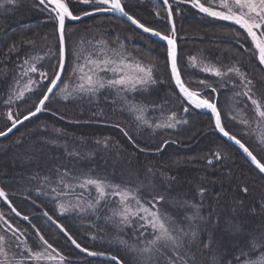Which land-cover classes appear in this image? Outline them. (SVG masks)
<instances>
[{"label": "trees", "instance_id": "obj_1", "mask_svg": "<svg viewBox=\"0 0 264 264\" xmlns=\"http://www.w3.org/2000/svg\"><path fill=\"white\" fill-rule=\"evenodd\" d=\"M68 2L74 15L91 11V6L79 0ZM123 2L126 11L140 22L170 34L172 25L167 19L166 7L160 0ZM169 3L173 8L179 46V70L190 88L196 89L195 82L199 80H206L218 89L221 84L211 74L188 65V55L194 56L193 50L197 48L198 51L210 53L213 58H224L228 62L238 60L242 70L254 81L255 94L264 97V65L259 63L255 55L249 54L253 45L246 40L237 43L235 37L227 35L231 30L235 32L239 26L209 17L201 19L198 13L195 16L189 14L192 10L189 5L177 4L176 0H169ZM193 20L200 21L199 25H192ZM65 33L67 67L56 93L66 83L69 84L75 63L72 52L82 41L87 43L106 38L114 43L124 40L132 52L143 61L155 63L156 68L160 67V72H163V75L157 73V83L147 96L148 104L155 106L152 115H156V111L165 116L175 112L177 119L187 123H180L175 129H140L127 114L115 112L114 102L108 100L106 95H101L100 101L92 104L85 96L64 100L53 95L46 109L36 118L0 140V188L5 190L10 204L22 215L19 217L12 212L18 221L29 228L31 233L27 234L28 238L35 243L38 241L32 227L36 225L45 239L66 257L67 264H113L77 249L57 225L44 216L46 211L67 229L81 248L115 256L124 264L138 263L136 255L125 245L101 241L102 235L96 227L98 220L95 216L78 213L59 215L56 201L47 189V183L53 182L45 181L44 177L53 181L58 169L68 168L73 174L75 170H91L98 175L106 173L112 180L118 178L119 182L132 187L142 184V189L147 190L145 199L149 201L154 196L163 195L165 200L158 207L171 213L180 225L185 228L192 226L197 232L196 243L188 253L189 256H195V264H227L230 260L238 264L234 257L239 256L242 250L248 256L241 257L240 264L249 257H259L264 249L253 250L252 244L254 241L264 243V176L238 148L220 136L215 129L214 118L209 113L203 110L183 111V98L170 73L167 45L142 34L112 13L79 21L66 20ZM133 37H142V40L134 41ZM13 45L15 49H12ZM51 45H54V55L46 68L49 74L59 58L57 24L38 0H18L15 6L0 11V132L11 127V121L7 119L9 108L14 118L22 119L29 111H34L43 92L47 90L39 88L32 94L33 98L5 104L15 80L19 78L23 60ZM234 91L229 86L219 89L217 93L207 90L205 95L209 99H216L226 129L264 163V145L257 138L238 130L227 118L230 94ZM31 101H35L33 106L29 104ZM245 109L250 119H255L252 105L248 104ZM117 124L119 127H116ZM125 132L132 137V141L125 136ZM48 139L55 140L53 143L57 145L56 148L48 143ZM98 140L101 142L97 143ZM164 140L169 143L162 145ZM75 147L78 148L77 152H73ZM158 148L163 150L158 151ZM30 149L33 151L29 152ZM89 149L98 151L90 153ZM217 151L222 154L219 160L213 155ZM71 152L79 153V156L70 155ZM209 159H212V164L208 163ZM201 187L206 189L203 198L199 194ZM245 187L247 193L242 191ZM0 201V209L5 205L11 211L8 202L3 198ZM188 202L201 205L200 219L186 218L193 212ZM23 216H28L29 220L25 221ZM44 221L52 225L53 232ZM209 242L210 246L205 248L204 245Z\"/></svg>", "mask_w": 264, "mask_h": 264}, {"label": "snow or ice", "instance_id": "obj_2", "mask_svg": "<svg viewBox=\"0 0 264 264\" xmlns=\"http://www.w3.org/2000/svg\"><path fill=\"white\" fill-rule=\"evenodd\" d=\"M17 2L18 0H0V7L15 5ZM38 2L44 6L57 24L59 58L51 74L47 70L38 67L44 57L37 55L23 60L21 71L18 74L19 78L15 80L14 86L10 90L9 99L5 101V104L10 105L14 101H22L26 98V94H32L39 88L47 89L43 92L39 103L35 105L34 111H29L23 117L24 121L45 110L51 95H60L62 99L67 100L74 93L96 95L101 90L107 89L116 92L126 110L134 115L138 126L146 125L153 129L175 128L178 123H187V121L177 120L175 112L168 115L166 120L155 123L146 118L147 106L134 99L129 100L128 97L146 91L150 86L157 83L155 63H146L129 52L123 44L112 47L104 39L88 41L87 46H85V42H81L80 47L72 52L76 62L73 64L70 74V77L78 83L71 91L67 84L60 89L59 93L54 91L62 81L65 70L67 55L66 20L79 21L84 16H91L100 12L119 13L121 16L126 17L128 21H131L133 25L142 29L144 33L156 36L167 43L170 73L178 93L183 98V111L187 113L190 110H206L214 118L215 129L239 146L259 172L264 174V163L240 139L225 129L216 99H209L205 92L211 90L212 93H217L219 89L231 86L235 90L234 109L236 104L246 98L255 113L256 128L253 131L261 144H264V97L255 94L254 81L241 69L238 62L217 66L203 58L197 61L196 57H190L189 60L194 67H200L204 73H210L220 78L224 83L220 84L219 89L206 80L196 81V89L190 88L185 83L178 68L176 27L173 21V8L169 0H160V2L165 5L167 19L172 25L170 34H164L154 28L146 27L144 23H141L140 20L126 11L123 0H79L80 3L91 6V11L83 12L81 15H74L69 7L68 0H38ZM176 2L177 4L189 5L192 9L197 10L199 14L214 20L230 22L234 26H239L253 45V49L249 54L255 55L259 63L264 65V0H176ZM178 11L179 9H177ZM156 15L159 16V12ZM235 35L237 43H239L242 38L239 33ZM12 49H15V45L12 46ZM245 51L248 52L249 50L245 49ZM31 74H38L39 79H35ZM25 78H27L26 82H24ZM43 81H48V83L43 84ZM244 106L247 107V104L245 103ZM235 110L242 113L239 123L251 127L253 122L247 118V114L243 113L242 109ZM227 115L231 119L237 120V116L233 112H229ZM7 119L11 121L8 132H11L12 129L23 122L21 119L13 117L11 108L7 112ZM116 127H119V124ZM124 134L128 136L127 132ZM3 135H6V133L0 132V136ZM128 139L132 141L131 136H128ZM100 142L97 141V143ZM104 143L106 144L107 140ZM168 143V140L162 141V145ZM157 150L161 151L163 149L158 148ZM70 155L79 156V153H70ZM213 155L217 160L222 158L219 151ZM212 162V159L208 160L209 164H212ZM44 180L49 181V178L44 177ZM77 188L82 190L79 194L75 191ZM142 188V184L132 187L114 183L105 177L93 175L91 170L77 175L73 174L72 170L64 168L57 170L56 186L51 187L50 194L56 201V208L60 215L75 211L80 213L86 211L96 212L102 202L107 203L109 198L115 197L117 198V206L110 209V215L106 219L109 221L115 220L120 228L132 227L134 232L139 233L135 237L138 244H128L123 239L119 241L120 244L125 245L136 255L139 264H160L161 257L165 259V264H195V256H189L188 253L196 243L197 232L190 227L181 226L171 215L160 210L158 205L165 200L163 195L154 196L150 201L145 200L140 195ZM84 191L89 192V194L94 191L95 197L85 199ZM205 191L206 189L202 187L199 189L201 198H203ZM242 191L247 193L248 189L245 187ZM64 197H74V202L63 200ZM0 198H3L9 204L11 203L8 201V194L3 188H0ZM188 203L191 204L193 212L191 216L186 218L188 220L200 219L201 205L193 202ZM11 211L17 216L21 215L14 207ZM44 216L56 223L46 211ZM23 219L28 221L29 217L23 216ZM0 220H4L6 225L5 232L0 233V264H67L66 257L45 239L40 233V229L36 228V225H32V227L38 237L39 244L37 248L39 250H34L28 242L26 232L14 227L5 220L2 212H0ZM57 227L71 244L82 252L90 256L105 255L103 252H90L87 248H81V245L67 232L63 225L57 223ZM8 232H11V237L7 235ZM146 233L151 238L141 240L140 237H145ZM93 238L95 239V237ZM210 243L205 244L204 247L208 248ZM252 249H264V243L258 244L254 241ZM245 256H248V253L242 250L240 255L234 257V259L240 264L241 257ZM110 260L113 264H124L115 256H111ZM227 264H233V262L230 260ZM242 264H264V251H261L257 258L244 259Z\"/></svg>", "mask_w": 264, "mask_h": 264}, {"label": "rangeland", "instance_id": "obj_3", "mask_svg": "<svg viewBox=\"0 0 264 264\" xmlns=\"http://www.w3.org/2000/svg\"><path fill=\"white\" fill-rule=\"evenodd\" d=\"M17 4V3H16ZM10 7V6H15V5H5L4 7H0V11H2L3 9H5L6 7ZM192 25H194L195 23L196 24H198L199 25V23H200V21H198V20H193L192 22ZM227 31H230V30H227ZM226 31V32H227ZM236 33H239L240 34V37L242 38V39H240V40H246L248 43L250 42V40H248L247 38H246V33L243 31V30H241L240 28L239 29H237L235 32L233 31V30H231V32H228L227 33V35L228 36H231V37H235L236 39H237V37H236ZM129 37V36H128ZM182 37V35H180L179 36V38L180 39H182L181 38ZM140 38H142V37H133L132 38V40H142V39H140ZM104 40H106L107 42H108V44L110 45V46H112V47H116V46H118V45H120V44H123L124 46H125V48L129 51V52H131L134 56H136V57H138V58H140L137 54H135L134 52H132L127 46H126V44H125V41L124 40H117V41H115L114 43H112L111 41V39H106V38H104ZM115 44V45H114ZM80 45H81V43L74 49V50H76V49H78L79 47H80ZM85 46H87V43H85ZM52 47H54V45H51L50 47H48V48H46V47H44L43 49H41V50H39V52H37L36 53V55L35 56H37V55H39V56H41V57H44V59L38 64V67L39 68H41L42 70H46V68L48 67V65H49V63L51 62V59H52V57H53V55H54V50L52 49ZM193 51H195V55L194 56H192V55H188L189 57H188V65L191 67V68H193V69H198L199 71H201V72H203L202 70H201V68L200 67H194L193 66V64L190 62V60H189V58L190 57H196L197 58V61H199L201 58H203L204 60H206V61H208V62H211L212 64H214V65H217V66H219V65H230V64H232V63H237L238 62V60H233L232 62H228L227 60H225L224 58H219L218 57V59L217 58H213V57H211V55H210V53H208V52H205L204 53V51H198L197 50V48H196V50H193ZM141 59V58H140ZM142 60V59H141ZM76 62V61H75ZM144 62H146V61H144ZM146 63H148V62H146ZM239 63V62H238ZM167 65V64H166ZM239 66L241 67V65H240V63H239ZM167 68H168V66H166ZM45 68V69H44ZM157 69V71H156V73H155V75H156V79L158 78L157 77V73L159 74H161V75H163V72H160V67L159 68H156ZM242 69V68H241ZM204 73V72H203ZM205 74H210V73H205ZM31 75H33V77L35 78V79H39V77H38V74H31ZM212 75V74H211ZM212 76H214V75H212ZM215 77V76H214ZM219 82H221L222 83V80L220 79V78H218V77H215ZM26 80H27V78H25V81L24 82H26ZM44 82V81H43ZM78 83V81H76V80H74V79H72L71 77H70V82H69V84L68 83H66L68 86H69V90L71 91L74 87H75V85ZM155 85L156 84H154V85H152V86H150L146 91H143V92H138V93H136V94H134V95H129V100H135V101H137V102H139V103H142V104H144V105H146L147 106V111H146V113H145V115H146V118L148 119V120H150V121H152L153 123H155V122H157V121H164V120H166L167 119V117L168 116H165V115H162L160 112H158V111H156L157 113H156V115H152V112L154 111V109H153V107L152 106H150V104H148L149 102H148V100L147 99H149V98H147V96L150 94V91H151V89H153L154 87H155ZM14 86V85H13ZM13 88V87H12ZM238 90V89H237ZM33 94V93H32ZM32 94H26V98L28 97V98H33V95ZM101 95H106V96H108V100H110V101H113L114 102V110H115V112H118V111H120V112H123V113H125V114H127L128 116H129V119L135 124V126L136 127H138V128H142V129H151V130H153V131H156V130H161V129H175V128H177L179 125H180V123H178L177 125H176V127L175 128H167V127H165V128H155V129H153V128H151V127H149V126H146V125H140V126H138V122L135 120V118H134V115L133 114H131V113H129L127 110H126V108H125V106H124V104L122 103V101L117 97V95H116V92L114 91V90H101L100 92H98L96 95H91V94H83V93H80V94H73L72 96H70L69 98H71V97H76V98H81V97H87L88 98V100L87 101H89V103H93V102H99L100 101V97H101ZM25 98V99H26ZM27 98V99H28ZM58 99H62L61 97H60V95H58ZM230 104H229V112H233L236 116H237V120H233V119H231L228 115H227V118L229 119V121H232L236 126L235 127H237V129L238 130H243L246 134H248L249 136H253V137H255V138H257V135H256V133L253 131V129L254 128H256V124H255V119H250V117L248 116V114L246 113V109H245V103L248 105V104H250V102H247L246 101V98H244V99H242L241 101H240V103L239 104H236L235 105V109H242V112L243 113H246L247 114V118L250 120V121H252L253 123H252V126L251 127H248V128H246V126H244V125H242L241 123H239V119H240V117H241V115H242V113H241V111H238V110H235L234 109V107H233V105L235 104V101H234V92H232L231 94H230ZM23 101V100H22ZM17 102H20V101H14V103H17ZM31 106H33L34 104H35V101H31L30 103H29ZM108 111H110L109 109H108ZM228 112V113H229ZM124 115V114H123ZM177 119V118H176ZM177 120H180V119H177ZM181 121V120H180ZM43 140H45V139H43ZM42 140V141H43ZM48 141V143L49 144H51V146L52 147H54V148H56V146L57 145H55V143H53V142H55V140H50V139H48L47 140ZM54 145H53V144ZM264 145V144H263ZM87 148V147H86ZM76 149H78L77 147H75V150H73V152H77V150ZM90 150V149H89ZM29 152H32L33 151V149H30V150H28ZM92 151H98V150H90V153L92 152ZM72 153V152H71ZM73 156H75V155H73ZM76 157V156H75ZM91 160H92V157L90 158ZM59 166H62V165H59ZM80 171V172H79ZM79 171H77V170H75V172H74V174H80V173H87V171H82V170H79ZM89 172V171H88ZM93 174V173H92ZM93 175H98V174H93ZM98 176H101V177H105V178H107L108 180H110V181H112V182H114V183H118V184H122V185H129V184H125V183H122V182H119L117 179L118 178H115V179H113L112 180V178H111V176L110 175H106V173L105 174H103V175H98ZM124 178V177H123ZM51 182H53V183H47V189H49V191L51 190V188H49V187H55L56 186V180H57V175H56V177H55V180H51V179H49ZM45 185V184H44ZM130 186V185H129ZM76 193L77 194H79L82 190L81 189H79V188H77L76 190ZM145 192H147V190H145V189H142L141 190V192H140V195L145 199L146 198V196H144V193ZM95 197V192L93 191L91 194H89V192H87V191H84V198L85 199H93ZM63 200H72L73 202H74V197H64V198H62ZM116 200H117V198H115V197H112V198H109V202H107V203H105V202H102L101 203V205L99 206V208H98V211H96V212H92V211H86V212H84V213H80V212H78V211H75V212H69V213H73V214H75V213H78V214H82L83 216H95V219H97L98 221L96 222V227H98L100 230V234L102 235V238H101V241L102 242H106V243H112V244H114V245H123V244H120L119 243V241L121 240V239H123V240H125V241H127V243L128 244H138V241L135 239V237L137 236V235H139V233L138 232H134V229L132 228V227H124V228H120V227H118L117 226V222L115 221V220H113V221H109V220H107L106 219V217L108 216V215H110V209L111 208H114V207H116L117 205H116ZM146 200V199H145ZM1 201H0V206H1ZM160 208V207H159ZM34 210V209H33ZM160 210L162 211V212H166V213H168L169 215H171L172 216V214L171 213H169V212H167L166 210H164L163 208H160ZM0 212H2L3 214H4V218H5V220H7L9 223H11L14 227H17V228H19V229H21V230H24L25 232H26V234H29V233H31L30 232V230H29V228H27L26 226H25V223H22L21 221H18L16 218H15V215H13L12 214V211H10L9 209H8V207L7 206H2V209H0ZM191 213V212H190ZM67 214V213H66ZM84 214H86V215H84ZM54 215H56L57 216V214H54ZM60 215V214H59ZM60 216H64V215H60ZM54 219V218H53ZM63 219V218H62ZM58 224L60 223L58 220H56V219H54ZM64 223V222H63ZM44 224H46V227L49 229V228H51V230H52V232H53V227H51L52 225L50 224V223H47L46 221H44ZM61 224V223H60ZM101 224V225H100ZM181 226H183V225H181ZM184 227V226H183ZM191 228V229H194V227H192V226H186V228ZM5 229H6V225H5V221L4 220H0V233H4L5 232ZM51 232V231H50ZM68 232V231H67ZM33 233V232H32ZM69 233V232H68ZM7 235L9 236V237H11V232H8L7 233ZM145 238H151L150 236H148V234L146 233L145 234ZM145 238H143V239H141V240H144ZM28 242H29V244H31L32 245V247L34 248V250H39L38 248H37V245L39 244V241H37L36 243L35 242H32L29 238H28ZM139 246H142V245H139ZM13 251H15V249H13ZM190 251H192V250H190ZM137 262L138 263H136V264H139V261L137 260ZM160 264H165V259L163 258V257H161L160 258ZM242 264V263H241Z\"/></svg>", "mask_w": 264, "mask_h": 264}, {"label": "water", "instance_id": "obj_4", "mask_svg": "<svg viewBox=\"0 0 264 264\" xmlns=\"http://www.w3.org/2000/svg\"><path fill=\"white\" fill-rule=\"evenodd\" d=\"M105 13H107V12H100V13H95L94 15H91V16H84V17H82L80 20H82V19H86V18H88V17H92V16H96V15H99V14H105ZM112 14H115V15H117L118 17H120V18H122L123 20H125L126 22H128L129 24H131L134 28H136L138 31H140L142 34H144V35H146V36H148V37H150V38H153V39H155V40H158V41H160V42H162V43H164L165 45H167V43L165 42V41H162L160 38H158V37H156V36H152L151 34H149V33H144L143 32V30L142 29H139L137 26H135V25H133L132 23H131V21H128L127 20V18L126 17H123V16H121L119 13H112ZM142 23V22H141ZM146 26V25H145ZM146 27H148V26H146ZM176 44H177V62H178V68H179V46H178V43H177V41H176ZM66 50H67V44H66ZM66 67H67V55H66V63H65V70H64V73H63V76H62V80H63V77H64V74H65V71H66ZM174 81V80H173ZM61 83H62V81L59 83V85H58V87L54 90L55 92L57 91V89L60 87V85H61ZM53 95H51V97H52ZM50 97V98H51ZM204 112H207L206 110H203ZM41 113V112H40ZM40 113H38V114H36L34 117H30L28 120H26V121H24L23 120V118L21 119L23 122L21 123V124H19V125H17L14 129H12V131L11 132H8L7 130L5 131V133H6V135H3V136H0V140H2V139H4V138H6V137H8L9 135H11L15 130H17L20 126H22L23 124H25V123H27L28 121H31L32 119H34V118H36ZM208 113V112H207ZM221 116H222V114H221ZM222 123L224 124V121H223V117H222ZM224 126H225V124H224ZM225 129H226V127H225ZM227 130V129H226ZM218 131V130H217ZM228 131V130H227ZM218 133H219V131H218ZM220 134V136L223 138V139H225L227 142H229V143H231L233 146H235L236 148H238L245 156H246V158L251 162V160H250V158H248L247 157V155L243 152V150L242 149H240L239 148V146H237V145H235V143L233 142V141H230V140H228V138L227 137H224L221 133H219ZM242 142V141H241ZM243 143V142H242ZM246 145V144H245ZM247 146V145H246ZM248 147V146H247ZM249 148V147H248ZM250 149V148H249ZM250 151H252L251 149H250ZM254 154V153H253ZM255 155V154H254ZM258 158V157H257ZM251 164H252V162H251ZM253 165V164H252ZM254 167H255V165H253ZM256 168V167H255ZM256 170L259 172V170L256 168ZM260 173V172H259ZM261 174V173H260ZM261 175H263L264 176V174H261ZM10 207H11V209L14 207L13 205H11L10 204ZM15 208V207H14ZM17 211V210H16ZM18 212V211H17ZM50 216V215H49ZM19 217H22V215H20ZM54 220V219H53ZM55 221V220H54ZM56 225H57V222L55 223ZM97 258H99V259H102V260H105V261H109V262H112L111 260H110V257L111 256H106V255H103V256H100V255H97L96 256ZM119 259V258H118ZM120 260V259H119Z\"/></svg>", "mask_w": 264, "mask_h": 264}, {"label": "flooded vegetation", "instance_id": "obj_5", "mask_svg": "<svg viewBox=\"0 0 264 264\" xmlns=\"http://www.w3.org/2000/svg\"><path fill=\"white\" fill-rule=\"evenodd\" d=\"M189 8H190V6H189ZM192 9V8H191ZM189 12H190V10H189ZM197 13H198V11L197 10H194V9H192L191 10V12L189 13V14H191L192 16H195V15H197ZM198 17H200L201 19H204V18H206L207 16H204V15H202V14H199L198 13V15H197Z\"/></svg>", "mask_w": 264, "mask_h": 264}]
</instances>
